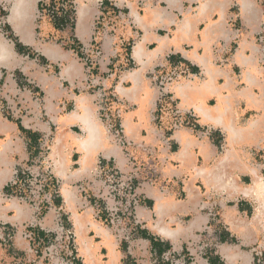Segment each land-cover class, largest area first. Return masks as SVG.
<instances>
[{
    "label": "crops",
    "instance_id": "obj_1",
    "mask_svg": "<svg viewBox=\"0 0 264 264\" xmlns=\"http://www.w3.org/2000/svg\"><path fill=\"white\" fill-rule=\"evenodd\" d=\"M38 1L0 0V264H76L58 250L66 233L80 264H152L151 241L138 231L181 264L261 260L264 0H105L129 27L125 60L106 33L99 56L86 52L103 0H73L72 30L60 35L73 48L46 42L45 25L37 31ZM178 59L189 74L170 91L196 126L166 140L152 72ZM111 96L122 107L112 124L101 117ZM147 151L159 182L134 180L137 230L113 229L98 164L131 176V158ZM25 177L38 185L18 198L13 183ZM213 216L215 242L204 237Z\"/></svg>",
    "mask_w": 264,
    "mask_h": 264
},
{
    "label": "built area",
    "instance_id": "obj_2",
    "mask_svg": "<svg viewBox=\"0 0 264 264\" xmlns=\"http://www.w3.org/2000/svg\"><path fill=\"white\" fill-rule=\"evenodd\" d=\"M37 12V30L41 26L50 28V32L56 34L54 42L62 44L66 47H74L73 41L60 39V35L72 30L74 20L73 0H39ZM101 8L99 15L95 20V36L90 47H86V52L96 58L100 55L101 49L98 43L100 33L112 36L119 47V55L124 60L127 59V51L131 47L132 40L125 37V31L129 29L128 25L123 22V13L115 8L108 1H99ZM101 31V32H99ZM128 61L125 62V64ZM189 69L181 60L170 61L166 66H161L152 72V79L158 91L155 109V124L163 132L166 140L170 139L172 133L180 128L188 127L195 128L196 120L193 114L183 113L180 111L178 104L170 91V86L181 81L188 76ZM120 102L115 96H111L105 100V108L102 109L101 117L107 120L110 124L114 123L118 117ZM113 129V127H112ZM113 132L117 133L113 129ZM127 146V145H126ZM145 160L131 158L133 163V171L131 176L122 175L113 167L105 163H99L96 176L107 192V197L112 204L108 210L109 223L111 225L120 224L126 226L129 232H136L137 223L133 217V207L137 205V199L134 196V190L137 182L147 183L150 185L157 184L159 177L155 170L156 158L152 152H146ZM258 157L264 158V147L258 151ZM41 180V178H40ZM38 181L35 178L25 177L21 180H16L13 183L14 195L18 198H26V194L32 195L35 191ZM217 221L213 216L212 222L205 229L204 237L206 241L215 242L219 232L217 230ZM258 264H264L258 259Z\"/></svg>",
    "mask_w": 264,
    "mask_h": 264
},
{
    "label": "rangeland",
    "instance_id": "obj_3",
    "mask_svg": "<svg viewBox=\"0 0 264 264\" xmlns=\"http://www.w3.org/2000/svg\"><path fill=\"white\" fill-rule=\"evenodd\" d=\"M100 10H101V8L99 7V12L98 13H100ZM99 14H97V16H98ZM38 31V30H37ZM39 32L40 33H42L43 32V29L42 28H40L39 29ZM69 34H70V32H71V30H69V31H67ZM96 32V31H95ZM99 32H101V31H99ZM102 34V33H101ZM45 37V39H46V42H48V41H53V39L54 38H56V34L54 33V32H50V28L48 27V32H47V35L46 36H44ZM71 37V36H70ZM256 155H258V151L256 152ZM257 157V156H256ZM258 159H260L259 157H257ZM261 160V159H260ZM108 222H109V220H108ZM108 222H106V221H104V223L107 225V226H109V227H111V228H116V226L115 225H117V224H115V225H111L110 223H108ZM117 227H118V225H117ZM120 227V226H119ZM121 227L122 228H124L125 230H128L127 228H126V226H123V225H121ZM134 234V233H133ZM221 234H223V231L221 232ZM30 236V235H29ZM122 236V235H121ZM63 238H62V241L60 242V244H61V247H58V250H59V252L61 253V255H62V257H64V258H68V260L69 261H71V258H73L74 259V257L73 256H75V258H76V255H74L73 254V251H74V248H73V245H72V239H71V237H70V234H68V233H66V235H63L62 236ZM222 237V236H221ZM33 239V238H32ZM123 239V238H122ZM55 240V239H54ZM54 240H50V242H54ZM45 246V245H44ZM71 246V247H70ZM46 247V246H45ZM38 247L37 245H35L34 247H33V250L35 251V252H37V253H39V254H45V252L48 250V248L46 247ZM213 247H211L210 248V250H207L208 252L210 251V252H213V249H212ZM163 255V254H162ZM160 256V257H158V256H156V255H153V261H152V264H178V262H180V264H181V262H183L184 260L183 259H181V257H179V256H177V255H171L170 256V258H166L165 257V255H163V256ZM25 264H28V263H25ZM70 264H73V262L71 261V263Z\"/></svg>",
    "mask_w": 264,
    "mask_h": 264
},
{
    "label": "trees",
    "instance_id": "obj_4",
    "mask_svg": "<svg viewBox=\"0 0 264 264\" xmlns=\"http://www.w3.org/2000/svg\"><path fill=\"white\" fill-rule=\"evenodd\" d=\"M15 47H16V49L19 52H29L28 50H26L23 46H21L17 42H15ZM30 55H31V53H30ZM6 191H10V189L8 188ZM138 234L141 237H143V238L148 239V240L151 241L152 252H153L154 255L160 257L168 249V246L167 245H165L163 243H160L159 241L154 240L152 237L148 236L147 233H143L142 231H138ZM40 238H43V237H40ZM42 240H44V238ZM47 240H44V244H46ZM221 240L223 242L225 240V237H222ZM73 254L75 255L74 251H73ZM73 257H74L75 263L76 264H80L79 261H77L75 259V256H73ZM261 261L264 263V253H262ZM209 263L210 264H218L217 260L214 259L213 257L209 258ZM254 264H258L257 263V260H255Z\"/></svg>",
    "mask_w": 264,
    "mask_h": 264
}]
</instances>
